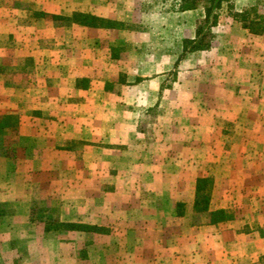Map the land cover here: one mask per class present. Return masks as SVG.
<instances>
[{
    "label": "rangeland",
    "instance_id": "1",
    "mask_svg": "<svg viewBox=\"0 0 264 264\" xmlns=\"http://www.w3.org/2000/svg\"><path fill=\"white\" fill-rule=\"evenodd\" d=\"M110 3L113 7H119L125 19L102 18L86 12L87 0H0L2 13L11 9V15L28 21L31 30L26 47L30 55L23 56L22 52L19 56L16 53L0 65V264H141V257L142 264H152V258L158 254V249L153 247L155 242L165 240L178 243L188 239L189 235L184 238L186 233L177 229L183 226V220L179 217L183 216L185 205L176 204L174 209L177 215L174 216L172 202L163 199L161 205L165 215L161 216L149 208L151 202L148 194L157 192L169 198L176 189L187 192L188 185L184 180L191 182L197 178L207 181L203 193L210 196L208 210L214 212L210 210L211 200L222 187L220 184L215 185V179H241L238 185L223 186L227 191L225 196L222 195L224 208L215 210H221L219 217L223 220L214 224L233 220L235 215L243 213L242 210H249L248 206L253 208L252 211L255 207H258L257 211H264V201L249 204L244 197L247 191L260 194L264 188L263 183H259L260 177L264 178V164L261 161L264 154L260 151L264 150V136L241 135V125L247 121H218L219 127L230 134L218 138L219 144L224 147L239 143L249 145V150L240 156L230 154L233 159L222 168L221 165L216 167L207 158L203 162V129L195 136L190 132L191 125L203 126V67L185 61V55L177 63L182 54V42L178 36L183 30L184 20L180 15L183 12H179L180 0H110ZM198 7L203 8V3L198 4ZM244 10L249 11L250 18L255 14L264 15V0H233V10L224 4L217 11V25L225 26L233 21L241 28V32L255 36L231 16L232 12ZM88 16L102 20L98 23H102L103 27L73 23V18L87 22L91 19ZM70 24L81 28L111 30L99 37L101 48L110 47L115 54H122L120 68L132 78L137 74V69L139 73V67H143V76H146V80L151 79L157 67L153 62H159L161 71L168 65L165 58L157 57L156 53L165 49H173L176 53L177 64L163 81V85H168L170 90L161 88L160 102L152 107H144L137 123V129L144 133L142 140L145 145L153 147L158 163L152 169L129 170V177L136 178L134 185L123 184V176H128L125 165L122 167L125 162L121 160L120 143H104L103 130L110 123L104 122L105 109L99 113L100 108L97 106L90 111V119L79 118L75 122L61 120L67 108L61 103L46 105L47 97L50 96L79 99L89 95L72 90L65 81L64 84L57 82L59 66H76L75 69H81L80 74L84 75L86 68L92 64L88 41L83 40L81 43L74 40L76 45L66 37L62 41L63 34H74ZM45 27L47 33L39 35L37 30ZM60 30L64 33L61 34ZM169 32L176 34L174 39H171ZM67 41L69 43L65 45ZM39 46L49 50L64 47L69 49L67 54L73 48L77 53L73 58L56 54L47 58L43 53H38ZM97 59L104 62L102 54ZM110 68L109 65V71ZM100 69L103 72L104 66L101 65ZM245 78L249 83L255 81V88L242 90L238 94L242 101L246 100V96L264 101V69H258L255 75L250 74V79L248 76ZM190 83H196L192 88L196 102L192 105L191 100L185 103L191 94ZM78 85L86 87L88 83L82 79ZM19 86L24 87L17 89ZM90 93L98 102L104 99L101 90H92ZM11 95L15 96V105L8 101ZM172 95L175 103L168 102ZM205 104V107H214L219 112L226 107L231 110L230 105H219L213 97L207 98ZM114 107L113 119L116 122L113 126H119L120 120L125 117H122L120 107ZM10 112H14V116L7 115ZM66 112L71 111L66 109ZM257 113H264V102L257 105ZM78 115L80 117L82 114ZM250 123V127L264 130L263 121ZM83 127L93 128L92 132L96 130L97 133L90 137L82 136ZM236 131L240 136H231ZM113 139L119 142V139ZM163 145L177 146L173 156L175 161L171 156L169 162L165 161L167 157L163 159ZM250 146L254 150H250ZM246 160L252 162L249 167L241 163ZM252 165L255 168L252 169ZM180 177L185 184L176 186L175 180ZM147 178L152 181L148 182ZM135 192L142 202L133 201L131 209L123 210L121 195ZM192 212L193 226H202L206 220L211 224L208 211ZM252 218L255 220L256 216ZM69 222L96 226L103 231L70 233L57 228L59 223ZM157 225L169 227V232L165 234L159 231ZM255 225L259 235L264 236V223L256 221ZM189 239L193 241L196 236ZM263 256L246 264H264V258L261 259Z\"/></svg>",
    "mask_w": 264,
    "mask_h": 264
},
{
    "label": "crops",
    "instance_id": "2",
    "mask_svg": "<svg viewBox=\"0 0 264 264\" xmlns=\"http://www.w3.org/2000/svg\"><path fill=\"white\" fill-rule=\"evenodd\" d=\"M87 5L88 10L86 12L98 17L116 20L125 19L124 13L119 11L118 6L113 7L110 0L109 2L105 0H87ZM117 8L118 10L116 11ZM1 9L2 8L0 7V65L1 62L10 55L14 56L17 53L20 56L22 55V52L23 56L30 55L27 54V48L28 41L31 37V30L29 28L30 24L28 21L20 20L18 17H15V15H11L10 12L12 10L9 8L3 13V9ZM180 15L183 16L184 20L183 30L181 31V35L178 36L179 39L181 42L185 39H193L195 36V28L203 19V8L198 7L191 11H184ZM41 21L35 20L37 23H40ZM225 26L227 27L225 28ZM225 26L218 24L212 29L215 36L209 50L187 53L184 56V59H186L185 61H191L195 65H199L200 68L203 67V85H201L203 86V126L191 125L190 132L195 136L198 135L199 130L203 129V162L205 161L204 159L207 158L208 161H213L216 167L221 165L222 168L225 167V165H229V161L233 159L230 154L234 153L240 156L249 150V145L244 146L239 143L236 146L229 145V147H224L219 144L218 138L222 139L230 134L225 133L219 127L218 121H231L232 123L247 121V123L241 125V135L244 136L251 134L254 136H264V130H257L256 128L249 126L252 124L250 121L261 120L264 122V113L256 114L257 105L260 106V103H263L264 101L256 99L253 96H246V100L242 101V97L238 95L242 90L255 88V81L249 83L245 77L248 76L249 78L250 74L255 75L258 69H264V35L258 37L247 36L248 34H245L247 32H241V28H239V26L233 21ZM69 27L73 29L72 31L74 34L65 36L63 34L64 31L60 30V33L63 34V36H61L63 37L62 41L67 38L70 39L68 41H72L74 45H76L75 41L81 43L84 42L83 40L88 41V44H90L89 52L92 64H89L86 68V74L84 75L80 74L81 69H75L76 66L74 67L69 64L59 66L57 69H60V73L57 82L64 84L65 81L72 90L79 91V93L85 92L89 95L88 97L79 99H72L68 96L67 98H54L50 96L47 97L48 101L46 105H59L61 103L63 107H67V111H71L68 113L64 108L65 113L61 120L66 119L71 121H79V118L80 120L90 119L92 116L90 111L93 110V108H97V106L100 108L99 113H101V109H105L103 112L104 122L106 123L107 121L110 123L109 125L106 124L104 127L105 131L103 130V136L105 137L104 141H106L104 143L110 145H113V143H120L121 160L122 162H125L123 163V166H121L124 167L125 165L124 168H126L128 172H126L128 177L123 176V184L134 185L137 181L136 178L129 177V170L134 169L138 171L146 168L152 169L154 168L155 163H158L153 147L145 145L142 140L144 138V133L137 129V123L141 116V110L144 107H152L160 102L161 98H159V94L161 88L162 90L163 88L170 90L168 85H163V81L175 66L176 53L173 49H165L162 52H157V57L165 58V61L168 63L167 67L161 71L159 68V62L156 61V63H152L157 66L156 74L153 75L151 79L146 80V76H143V67H139L140 72L138 73L139 70L137 69V74L132 78L131 76H128L127 72L120 68V65L123 63L121 57L122 54L118 53L117 55V53L115 54V51L109 49L111 44L108 45L109 48H101V44L99 43L101 40H99V37H102L105 32L109 30L81 28L75 24H70ZM20 30H22V34L19 33ZM46 31V27L43 29L40 28L37 30V33L43 35L44 33H47ZM103 32L104 34H102ZM109 32H111V30ZM169 34L171 39H174L176 34L174 32H169ZM22 41L27 42V44H24V42L22 43ZM68 41L65 45L69 43ZM260 42L263 43V45H261ZM49 52L51 54H48ZM68 52L69 49H65L64 47L49 50L46 47L39 46L38 50V53H43L47 58L49 55L55 54L58 56L63 55V57L73 58L74 54L77 53V50L70 48V53L67 54ZM99 54H102L104 57L103 63L97 59ZM199 57H202V59ZM116 63H118L119 66L118 64L115 65ZM101 65L104 66L105 72L101 71ZM109 65L112 67L110 68V71L108 69ZM165 72H167V75ZM82 79H85L88 83L86 87H79L78 84L81 83ZM195 84L196 83H190L191 94L189 99H186L185 103H188L189 100H191V105L196 102L194 101L195 98L192 90ZM16 87L17 86L14 88ZM23 87L24 86H19L17 89ZM92 90H101V93L104 94V99L101 100L102 102H98L97 99H94V96L90 95ZM11 91H13V89ZM14 97V95H11L8 99V101H11L10 103H14L12 105H15L16 103V100H13ZM211 97L215 98L219 105H224V107L230 105L231 110L226 109V107L222 112H219L214 110V107H211L212 109L205 107V100ZM169 98L168 102L171 101L170 103H175L173 95ZM114 106L120 107L121 115L122 117H125V119L122 118L120 120L121 122L119 126L118 124L113 126V123L116 122V120L113 119V117H115V114L113 115V113H115V109H113L115 108ZM246 111L248 112L245 113ZM12 113L14 112H10L7 115H13ZM79 113L85 118H82L81 116L79 117ZM239 125L240 124L238 123V126ZM235 128L237 127L235 126ZM92 129L93 128L90 127H83L81 135L90 137L91 135L96 134V130L92 132ZM231 134V136H240L237 131ZM113 138L119 139V142H115ZM131 139H133V141H131ZM110 145L107 147L112 148ZM163 146V159L167 157L165 161L169 162V157L171 156L172 160L175 161L173 156H175L177 146ZM251 147L252 146H250V150L253 149ZM260 151L264 154V150ZM95 159H93V161H95ZM261 161L264 164V155L263 160ZM241 163L246 165V167H249V164H252V162L248 163L247 160ZM253 165L251 166L252 169L255 168ZM260 179L259 183H263L264 185V178L260 177ZM240 180V178L237 179L233 177H223L220 178L219 181L215 179V185L218 184L219 186L220 184L222 187L221 189L216 187L221 191L215 192V195L211 200V211L224 208L222 204L224 201L223 196H225L227 191L223 186L232 184L238 185L240 184ZM147 181L149 182L152 180L147 178ZM184 181L188 185V188L186 189L187 192L182 193L180 189H176L169 198L164 197L162 193H149L148 198L151 202L149 208L158 212V215L164 216L165 211L164 208H162L161 202H163V199H166L167 201L172 202V213H174L175 216L177 214L174 206H176V204H184L186 209L183 213L184 217H179L183 220V226L177 229H181L186 233L184 238L189 235V238L196 236V239L192 241L188 238L184 241L180 240L178 243H172L171 241L165 240L155 242L153 247L158 249V254L152 258V264H246L254 262L259 256L264 254V236L259 235L258 230L255 229L256 221L264 223V211L260 212L262 209L257 211L258 207H255L254 211H252L253 208L248 206L249 210H242V214L235 215L233 220L226 223L211 225L208 224L206 220L203 222L202 226H193L191 223V215L193 213L197 178L191 182ZM184 181L183 178L181 179L180 177L175 180V184L176 186H183L185 184ZM244 197L250 202L249 204H254V202L258 201L263 202L264 188L260 194L255 191H247V193H244ZM138 200L141 201V197L137 192L134 194H122L120 200L123 205L122 209L125 211L131 209L133 207L132 202ZM252 216H256V219L254 220ZM162 227H164V229H162ZM156 228L159 229V231L165 232V234L168 233L170 229L163 225H157ZM65 232L74 233L72 231ZM154 259H156V262ZM142 260L143 258L141 257V264Z\"/></svg>",
    "mask_w": 264,
    "mask_h": 264
},
{
    "label": "trees",
    "instance_id": "3",
    "mask_svg": "<svg viewBox=\"0 0 264 264\" xmlns=\"http://www.w3.org/2000/svg\"><path fill=\"white\" fill-rule=\"evenodd\" d=\"M180 8L179 12L191 11L197 8L198 4L203 3V19L197 24L195 28V36L193 39H185L182 41V54L179 57L178 61L187 53H192L196 51H206L211 47L212 42L214 41V34L212 33V28L215 27L218 23V13L217 11L221 9V7L226 4L229 9L233 10V0H180ZM248 10H244L242 12H232L231 16L234 20L238 21L242 28L247 30L248 33L260 36L264 34V15L255 14L253 18L248 17ZM74 16V15H73ZM91 18L87 22H81L77 19H72L73 23H76L80 26L86 27H99L102 28L103 25L102 20L98 18H94L92 16H88ZM94 20V21H91ZM107 27V26H106ZM175 63V66L176 64ZM207 181L198 179L195 187V198L193 202V210L194 211H208V215L210 217L209 223L214 224L217 223L223 218H220L219 215L221 210L209 212L208 203L210 201V196L205 195V185ZM202 205V206H200ZM204 205V206H203ZM57 228L64 231H72V232H102L103 229L96 226H87L77 223H59ZM49 230L50 228H46ZM264 256L261 258L263 259Z\"/></svg>",
    "mask_w": 264,
    "mask_h": 264
}]
</instances>
